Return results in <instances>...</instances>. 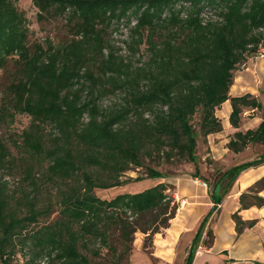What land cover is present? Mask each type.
<instances>
[{
  "label": "trees",
  "instance_id": "16d2710c",
  "mask_svg": "<svg viewBox=\"0 0 264 264\" xmlns=\"http://www.w3.org/2000/svg\"><path fill=\"white\" fill-rule=\"evenodd\" d=\"M31 2L39 14L66 15L73 36L60 46L51 41L31 46L17 0H0V69L11 60L18 71L0 106V128L15 114L30 117L15 146L45 167L46 180L56 185L57 209L53 219L39 224L50 209L32 200L24 211L12 207L0 177V264H129L134 233H145L147 247L151 235L168 227L177 204L162 181L109 199L94 189L127 182L121 175L141 166L143 156L194 162L198 135L222 130L215 109L226 100L234 129L228 148L238 152L248 143H264V92L263 100L251 93L229 95L236 65L264 44V0ZM121 19L127 24L135 19L128 47L147 46L148 58L137 67L105 39V27ZM115 89L125 93L123 102L103 108L102 95ZM243 107L260 110L255 127L238 129ZM197 111L199 131L191 123ZM8 154L0 137V168ZM263 163L264 152L219 174L210 194L213 206L199 221L183 264H192L200 242L211 246L206 224L239 174ZM145 176L164 174L146 166ZM262 189L239 193V207L231 214L236 235L255 224L239 211L262 207ZM18 253L22 263L15 259Z\"/></svg>",
  "mask_w": 264,
  "mask_h": 264
},
{
  "label": "rangeland",
  "instance_id": "374dc122",
  "mask_svg": "<svg viewBox=\"0 0 264 264\" xmlns=\"http://www.w3.org/2000/svg\"><path fill=\"white\" fill-rule=\"evenodd\" d=\"M17 5L23 10L27 18L29 45L32 46L34 43L45 44V42L51 41L54 45L60 46L73 36V30L66 15L51 12L39 14L38 8L31 0H17ZM134 22L135 19H132L129 24L126 23L125 19H121L119 22H111L105 27V39L116 54L122 55L125 61H130L133 67H137L147 60L148 51L145 43H142L135 51L127 45V41L130 40V28ZM262 47L264 48V44L259 46L256 53L246 56L236 65L233 70V81L229 88V95L251 93L263 100L264 55H261ZM17 77V68L14 62L9 60L7 65L0 69V106L8 101V85L16 81ZM78 86L77 83L74 87L77 88ZM124 95L125 93L120 89L108 91L102 95L100 105L103 108L116 106L123 102ZM215 114L221 121L222 130L218 134L210 133L205 137L198 135L194 162L177 157L161 160L143 156L141 166H130L131 168L121 175L120 179H125L127 182L119 186L96 187L94 189L97 196L109 199L118 193L136 192L162 181L167 186L166 193L172 196L177 204L176 212L169 220V225L171 223L173 225L183 224L180 239L181 247L178 248L176 258L171 263H166L156 256L153 237L157 232L151 235V238L146 242L147 247H144L145 233L136 231L133 236L129 264H183L184 255L182 256L181 248L184 246V237L186 232L188 233L187 236L194 234L199 221L206 213L209 202H212L210 197L212 185L219 174L231 165L253 159L264 152V143L260 142L248 143L238 152L228 148L227 142L234 129L229 120L225 127L223 126L222 121L225 123L227 116L224 114L222 104L215 109ZM260 118V110L243 107L238 129L245 130L255 127ZM198 120L199 111L191 119L196 131H199ZM29 122L30 117L28 115L15 114L13 118L7 119L2 124L0 137L9 154L0 168V177L7 182V191L12 207H20L24 211L27 201L32 200L39 209H50L51 213L48 218L40 217L39 224H41L44 220H50L56 216L57 190L53 182L46 180L45 167L42 163L37 159H28L23 156L15 146L21 131L28 126ZM146 166L163 172L164 177L147 178L145 176ZM254 168V172H249L254 180L242 191L249 188L252 191H258L263 187L259 194L264 195V179L259 184L254 185L257 180L264 177V163ZM137 176L142 177V179L133 180ZM204 181L206 185H204ZM236 182L237 179L232 185ZM258 219L264 220V216L255 218L256 221ZM158 232L161 233L158 237H162L165 228H160ZM246 249L245 252L250 254V259L245 260L248 263L244 264H255V262L264 264V240H260L257 244H250ZM102 252L105 253L106 250L102 249ZM15 259L20 263L24 260L19 253L16 254ZM206 260H209L210 264H218L220 258L212 254L201 255L194 264H205ZM242 261L237 260L236 264H241Z\"/></svg>",
  "mask_w": 264,
  "mask_h": 264
},
{
  "label": "crops",
  "instance_id": "0c3cea01",
  "mask_svg": "<svg viewBox=\"0 0 264 264\" xmlns=\"http://www.w3.org/2000/svg\"><path fill=\"white\" fill-rule=\"evenodd\" d=\"M222 108L224 109V114L227 116L225 123L222 121L223 126L225 127L226 122H228L229 112L231 110L229 100H226L222 103ZM218 133L219 132H215V134ZM254 170L255 168L252 167L242 171L237 177V182L230 187L229 192H227L228 194H225L221 199V202L217 204V207L212 212L205 228L212 230V244L208 247L204 245L203 242H200L195 252L192 264H194L201 255L211 254L220 258L218 264H236L237 260H243L241 264L248 263L245 260L250 259V254L245 252L247 250L246 248L250 244H257V242L260 240H264V220L258 219L253 226L244 228V230L239 235H236L234 222L231 218V213L236 211L239 207V193L254 180V177L249 175V172H254ZM212 206L213 202H209L207 211ZM239 214L245 220L260 218L264 216V205L259 208L252 206L246 209H241ZM182 227L183 224L173 225V223H171L165 228V232L162 237H158V235L161 234L159 232H157L153 237V247L156 252V256L160 257L166 263H171L178 254V248L181 247L180 239ZM187 234L188 233L186 232V236L184 237V246L181 248L182 256L184 255V257L187 253L193 236V234L191 236H187ZM203 238H205V231L202 235V239ZM205 264H210V261L206 260Z\"/></svg>",
  "mask_w": 264,
  "mask_h": 264
},
{
  "label": "built area",
  "instance_id": "2783aa9c",
  "mask_svg": "<svg viewBox=\"0 0 264 264\" xmlns=\"http://www.w3.org/2000/svg\"><path fill=\"white\" fill-rule=\"evenodd\" d=\"M261 54H264V48L263 47L261 48ZM203 183H204V185H206L205 182H203Z\"/></svg>",
  "mask_w": 264,
  "mask_h": 264
}]
</instances>
